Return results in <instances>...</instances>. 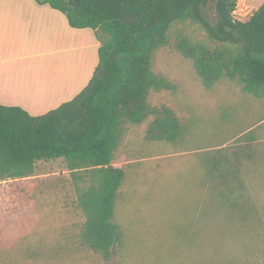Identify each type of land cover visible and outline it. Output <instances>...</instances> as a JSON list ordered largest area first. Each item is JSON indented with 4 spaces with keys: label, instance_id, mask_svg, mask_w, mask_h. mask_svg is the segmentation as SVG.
<instances>
[{
    "label": "rangeland",
    "instance_id": "obj_1",
    "mask_svg": "<svg viewBox=\"0 0 264 264\" xmlns=\"http://www.w3.org/2000/svg\"><path fill=\"white\" fill-rule=\"evenodd\" d=\"M263 2L237 0L234 18L247 20ZM202 11L214 22L215 0ZM185 30L194 39L205 36L197 24ZM67 54L63 63L71 58ZM67 63L69 68L72 63ZM152 71L174 88L150 91L147 101L174 112L183 138L173 143L147 138L151 118L124 128L112 161L125 169L114 204L120 236L112 256L103 260L68 242L66 235L83 218L72 203L67 169L53 159L37 162L32 177L0 183V264H176L179 254L184 264H223L240 253L245 237L260 230L264 145L245 143L240 136L254 130L264 140V98L228 80L205 90L192 63L168 47L155 51ZM228 184L244 190L255 209L249 217L252 234L239 216H234L233 226L223 219Z\"/></svg>",
    "mask_w": 264,
    "mask_h": 264
},
{
    "label": "trees",
    "instance_id": "obj_2",
    "mask_svg": "<svg viewBox=\"0 0 264 264\" xmlns=\"http://www.w3.org/2000/svg\"><path fill=\"white\" fill-rule=\"evenodd\" d=\"M34 1L63 13L73 28L92 29L99 41L98 62L88 83L74 97L42 114L0 104V183L32 177L37 162L60 159L69 174L72 203L83 218L66 235L68 242L108 260L120 236L114 204L125 169L112 161L124 128L151 118L147 138L169 143L183 138L182 124L174 112L147 101L150 91L174 88L152 71L155 51L168 47L189 60L205 90L228 80L262 99L264 2L240 21L233 16L237 0H222L228 14L216 11V20L210 22L202 11L210 0ZM125 12L138 14L140 22L127 24L120 17ZM188 24L200 26L204 38L187 34ZM258 134L253 130L240 137L245 143L258 141L262 146L264 140ZM229 185L223 192V219L233 226L234 216H239L241 226L252 234L254 222L249 217L256 214L255 209L248 205L244 190ZM263 222L259 218L260 230L257 226L254 236L245 237L240 253L223 259V264H264ZM176 264H184L181 254Z\"/></svg>",
    "mask_w": 264,
    "mask_h": 264
},
{
    "label": "crops",
    "instance_id": "obj_3",
    "mask_svg": "<svg viewBox=\"0 0 264 264\" xmlns=\"http://www.w3.org/2000/svg\"><path fill=\"white\" fill-rule=\"evenodd\" d=\"M98 46L92 29L69 26L48 4L0 0V104L38 115L71 99L91 78Z\"/></svg>",
    "mask_w": 264,
    "mask_h": 264
},
{
    "label": "water",
    "instance_id": "obj_4",
    "mask_svg": "<svg viewBox=\"0 0 264 264\" xmlns=\"http://www.w3.org/2000/svg\"><path fill=\"white\" fill-rule=\"evenodd\" d=\"M216 11L220 14V15H227V11L224 7V4H223V1L222 0H218L217 3H216ZM121 19L123 21H125L127 24H135V23H138L140 22L141 18L138 14L136 13H128V12H125V13H122L120 15Z\"/></svg>",
    "mask_w": 264,
    "mask_h": 264
}]
</instances>
